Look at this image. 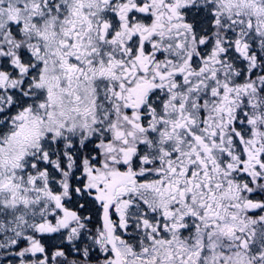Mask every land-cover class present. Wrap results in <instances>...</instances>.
Masks as SVG:
<instances>
[{"label":"snow or ice","instance_id":"6c2138e0","mask_svg":"<svg viewBox=\"0 0 264 264\" xmlns=\"http://www.w3.org/2000/svg\"><path fill=\"white\" fill-rule=\"evenodd\" d=\"M0 264H264V0H0Z\"/></svg>","mask_w":264,"mask_h":264}]
</instances>
